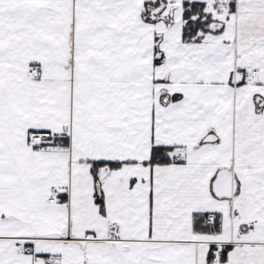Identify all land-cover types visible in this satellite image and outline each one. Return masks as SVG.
<instances>
[{"label": "snow or ice", "instance_id": "6c2138e0", "mask_svg": "<svg viewBox=\"0 0 264 264\" xmlns=\"http://www.w3.org/2000/svg\"><path fill=\"white\" fill-rule=\"evenodd\" d=\"M0 264H264V0H0Z\"/></svg>", "mask_w": 264, "mask_h": 264}]
</instances>
